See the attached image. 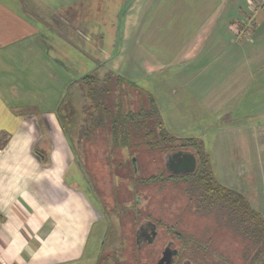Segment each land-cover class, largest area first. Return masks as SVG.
I'll list each match as a JSON object with an SVG mask.
<instances>
[{
    "label": "crops",
    "instance_id": "obj_1",
    "mask_svg": "<svg viewBox=\"0 0 264 264\" xmlns=\"http://www.w3.org/2000/svg\"><path fill=\"white\" fill-rule=\"evenodd\" d=\"M257 1L0 0L2 264H85L103 218L74 166L72 138L78 145L83 130L77 107L65 101L87 104L80 81L92 74L141 84L145 73L172 68L162 88L169 100L187 101L183 108L199 112L201 123L220 121L213 136L198 138L213 178L264 219V8L253 13ZM180 122L174 129L184 132Z\"/></svg>",
    "mask_w": 264,
    "mask_h": 264
},
{
    "label": "rangeland",
    "instance_id": "obj_2",
    "mask_svg": "<svg viewBox=\"0 0 264 264\" xmlns=\"http://www.w3.org/2000/svg\"><path fill=\"white\" fill-rule=\"evenodd\" d=\"M261 1L264 0H258L255 4L253 13L264 8L263 5L256 9ZM253 23L252 19L246 24L250 25L251 29ZM247 34L249 35V32ZM172 71V68L163 67L153 73H145L141 84H137L151 95L154 91L152 97L158 100L161 120L167 125L166 127L163 123V128L182 138L198 139L204 135L213 136L214 128L220 122L216 117L209 116L201 123L200 119L203 117L197 115L199 112L194 113L183 108L187 101L182 99L170 101L166 89L162 91L168 84V78L173 76ZM104 79L105 77L99 80ZM129 93L132 94V100L127 101L138 106L141 100L137 91ZM65 103L77 107L78 125L83 130L88 110L87 108L84 110L82 105L85 104L87 107L89 103L70 98ZM169 103L179 108H170ZM183 109L186 112H183ZM69 117L68 121L71 123L73 116ZM183 118L186 120L185 123ZM175 120L181 121L180 126H186L184 132L174 129ZM69 128L67 125L66 129ZM189 128H196V131H189ZM69 134V138L75 135L74 132ZM81 135L78 145L77 140L72 138L73 147L76 144L74 166L81 171L85 192L103 218L102 223L95 225L90 236L85 264L88 261L94 264L92 258L99 253L96 264H155L162 247L168 242H171L174 248L185 251L188 259L195 264H208V261L209 264H217L219 261H216L212 254L226 257L235 264L242 262L240 261L242 245L239 240L224 230L221 224L207 216L203 210H199L195 203L198 201L197 190L191 189L189 182L186 184L181 179L167 175L164 157L170 153L169 150L176 148L175 146L178 148L179 144H168L166 148L168 151L163 154H143L142 149L136 153L120 148L109 149L105 142V133L98 131L91 139L92 148H87L86 152ZM170 145L174 146L169 148ZM130 153L137 158V172H134ZM152 177L155 179L149 183L147 179ZM143 219L155 225L158 237L153 245H142L143 247L139 249L135 232ZM178 235L191 242L186 245ZM203 248L207 250L204 251Z\"/></svg>",
    "mask_w": 264,
    "mask_h": 264
},
{
    "label": "trees",
    "instance_id": "obj_3",
    "mask_svg": "<svg viewBox=\"0 0 264 264\" xmlns=\"http://www.w3.org/2000/svg\"><path fill=\"white\" fill-rule=\"evenodd\" d=\"M80 83L84 88L85 100L89 103L86 107V125L81 132L86 152L87 148H92L91 139L98 131L105 133V142L109 149L120 148L135 153L142 149L143 154H163L168 151V144H179L178 148L175 146L169 152L193 153L196 167L190 174L171 177L181 179L186 184L189 182L191 189L197 190L198 201L195 203L199 210H203L239 240L242 245V262L239 264H264V219L242 195L215 181L208 156L204 153L199 139H178L171 136L162 126L152 95L132 81L112 75L99 80L97 75L92 74L82 78ZM133 90L137 91L141 100L138 106L127 101L132 100L129 92ZM130 154L134 172H137V158L133 153ZM167 175L170 176L168 173ZM154 179L152 177L147 180L152 183ZM178 238L186 245L191 242L180 235ZM211 256L219 261L217 264H235L221 255Z\"/></svg>",
    "mask_w": 264,
    "mask_h": 264
},
{
    "label": "flooded vegetation",
    "instance_id": "obj_4",
    "mask_svg": "<svg viewBox=\"0 0 264 264\" xmlns=\"http://www.w3.org/2000/svg\"><path fill=\"white\" fill-rule=\"evenodd\" d=\"M170 176H183V175H172ZM155 225L146 219H143L136 229L135 237L137 238V244H139V249L143 246L149 244L153 245L158 237V232L155 229ZM171 242H168L166 246L162 247L159 257L157 258L155 264H195V262L188 259L186 252L180 251L178 248H174Z\"/></svg>",
    "mask_w": 264,
    "mask_h": 264
},
{
    "label": "water",
    "instance_id": "obj_5",
    "mask_svg": "<svg viewBox=\"0 0 264 264\" xmlns=\"http://www.w3.org/2000/svg\"><path fill=\"white\" fill-rule=\"evenodd\" d=\"M196 158L189 151H176L164 157V168L168 174H190L195 170Z\"/></svg>",
    "mask_w": 264,
    "mask_h": 264
},
{
    "label": "built area",
    "instance_id": "obj_6",
    "mask_svg": "<svg viewBox=\"0 0 264 264\" xmlns=\"http://www.w3.org/2000/svg\"><path fill=\"white\" fill-rule=\"evenodd\" d=\"M263 5H264V1H261L260 3H258V6H256V9H258L259 7H262ZM249 31H250V25H245V28L240 32V35L242 37H245L248 35L247 33ZM0 264H2V263L0 262Z\"/></svg>",
    "mask_w": 264,
    "mask_h": 264
}]
</instances>
